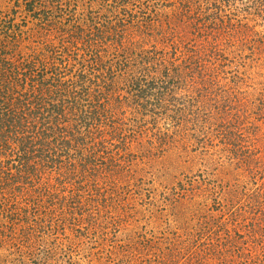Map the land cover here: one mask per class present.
I'll return each mask as SVG.
<instances>
[{
  "label": "rangeland",
  "instance_id": "rangeland-1",
  "mask_svg": "<svg viewBox=\"0 0 264 264\" xmlns=\"http://www.w3.org/2000/svg\"><path fill=\"white\" fill-rule=\"evenodd\" d=\"M0 264H264V0H0Z\"/></svg>",
  "mask_w": 264,
  "mask_h": 264
}]
</instances>
